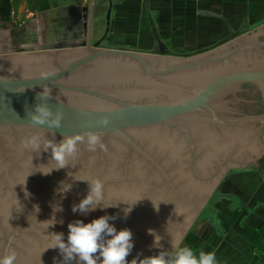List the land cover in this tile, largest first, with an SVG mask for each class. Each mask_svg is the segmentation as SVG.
<instances>
[{"label":"water","instance_id":"1","mask_svg":"<svg viewBox=\"0 0 264 264\" xmlns=\"http://www.w3.org/2000/svg\"><path fill=\"white\" fill-rule=\"evenodd\" d=\"M83 11L84 17L77 11L72 16L54 49L76 36L89 7ZM110 14L111 9L105 35ZM91 32L90 26L87 34ZM91 41L80 45L90 49L46 52L43 47L41 52L0 55V255L11 247L16 264L61 261L58 249L45 250L51 234L63 233L66 241L69 223H89L104 215L116 217L109 223L117 231L133 233L129 264L138 253L143 259L169 251L188 229L211 181L230 169L232 163L222 166L225 159L242 158L249 164L241 172L249 173L252 162L264 155V24L186 59L98 48ZM223 61L230 62L228 70ZM246 82L257 84L263 95L253 87L244 95L235 93ZM45 86L51 89L53 99L47 103L53 112H64L62 127L52 130L55 142L92 131L101 134L107 151H88L85 142L69 167L40 172L56 167L51 151L25 149L22 140L41 133L53 139L51 131L32 127L26 119V110L34 109ZM228 94L235 97L232 112L239 107L240 116L227 117L221 110L225 106L219 109ZM236 99H244V105ZM105 117L107 127L99 124ZM93 179L104 183L101 207L87 215L73 213L72 205L88 194L84 180ZM61 181L72 185L66 198L56 191ZM108 205L114 206L103 208ZM57 206L63 210L55 211ZM148 229L161 237V247H152Z\"/></svg>","mask_w":264,"mask_h":264},{"label":"crops","instance_id":"2","mask_svg":"<svg viewBox=\"0 0 264 264\" xmlns=\"http://www.w3.org/2000/svg\"><path fill=\"white\" fill-rule=\"evenodd\" d=\"M85 7L92 34L67 37L54 49L76 11L87 15ZM263 24L264 0H0V55L90 49L82 40L105 36L106 48L149 53L162 44L156 56L186 59ZM234 170L225 195L202 214L195 254L214 252L217 264H264V161L249 173Z\"/></svg>","mask_w":264,"mask_h":264},{"label":"clouds","instance_id":"3","mask_svg":"<svg viewBox=\"0 0 264 264\" xmlns=\"http://www.w3.org/2000/svg\"><path fill=\"white\" fill-rule=\"evenodd\" d=\"M21 93L25 89L19 90ZM53 99L51 89L47 86L42 88V91L37 93V100L33 110H26V119L30 125L44 131H51L53 139H48L45 135L36 134L25 137L22 140V146L31 151H51V159L56 162V167L42 174H50L52 170L64 169L70 166V162L75 160L79 151L78 146L86 142L87 150L91 152L99 150L107 151L106 145L102 141L100 133L89 131L87 133H77L74 135H64L60 142H55V131L60 129L64 119V112L59 108L53 112L48 105L47 100ZM110 121L108 118H103L99 124L107 127ZM37 126H47L37 127ZM26 181V179H25ZM25 181L22 185L25 184ZM89 184L88 194L80 200L78 204L72 205L73 213H81L87 215L101 207L104 200V183L100 179L84 180ZM72 185L65 181L60 182L58 193L66 194L71 191ZM25 198L31 194L25 189ZM140 200V199H138ZM137 200V201H138ZM16 203L20 206L19 200L16 198ZM136 203V202H135ZM133 203V204H135ZM127 204V203H126ZM132 204V205H133ZM128 205V204H127ZM131 205V206H132ZM114 206L108 205L103 208ZM124 209L125 218L131 212L132 207ZM155 210H159V205H154ZM35 211H39L38 206H35ZM59 206L55 211H62ZM116 219L115 216L104 215L98 219H93L89 223H84L82 220H75L68 224V235L65 241L63 233L51 234V241L46 249H58L62 260L57 262L54 258V264H71L75 261L76 264H129L127 257L131 253L133 243V233L130 229L124 228L119 231L114 225L110 224V220ZM56 221L54 220V223ZM52 223V224H54ZM63 223V221H60ZM148 234L154 237L152 247H161V237L155 233L153 229H148ZM110 237V238H109ZM44 250V251H45ZM140 254L133 258L130 264H217L214 252L200 251L197 256L194 251L187 246L178 247L174 251L168 252L162 250L158 255L147 256L140 259ZM17 253L11 248H7L3 255H0V264H16Z\"/></svg>","mask_w":264,"mask_h":264},{"label":"rangeland","instance_id":"4","mask_svg":"<svg viewBox=\"0 0 264 264\" xmlns=\"http://www.w3.org/2000/svg\"><path fill=\"white\" fill-rule=\"evenodd\" d=\"M101 18L104 21L103 16H101ZM106 23H107V15H106ZM263 161H264V155L262 156V161L259 163V165H262ZM234 169L235 167L226 170L223 174L218 175L215 179L211 181V185L206 191V193L208 192V195L203 201L199 202L198 210H196V212L193 214L188 229L181 235L179 241L168 252L174 251L178 247L187 246V247H190L195 253L196 239L198 236H200L201 231H202V228H201V223L203 222L201 220L202 214L204 212L205 214H208L207 210L209 206L210 205L214 206L215 204L214 202L217 201V198H218L216 197L217 195H215L214 197H211V195L218 194V193H224V191H226L227 186H228V178L231 175L230 178L232 179L234 177L232 175L237 172ZM195 234H198V235L196 236Z\"/></svg>","mask_w":264,"mask_h":264},{"label":"flooded vegetation","instance_id":"5","mask_svg":"<svg viewBox=\"0 0 264 264\" xmlns=\"http://www.w3.org/2000/svg\"><path fill=\"white\" fill-rule=\"evenodd\" d=\"M106 25H107V23H106ZM89 27H90V23H89V15H88V17H86L85 19H82V23H81V25L79 26V29H78V32H77V34H80V35H86V38H88V34H87V32L89 31ZM93 28H94V25H93V22H92V25H91V31H93ZM77 34H76V36H77ZM90 34H92V32L90 33ZM105 35V34H104ZM76 36H74V37H76ZM105 39V36H103V38H101L99 41H97L98 43H99V45H98V48H106V47H103L104 46V43H103V40ZM66 41V40H65ZM63 43H64V40L62 41ZM97 42H92V45L94 46L95 45V43H97ZM156 46H157V50H156V54L155 53H153V51L154 50H152V51H150L149 53H143L144 55H146V56H150V57H152V56H156L157 54H160V50H158V49H161L162 48V44H156ZM161 54H163V53H161ZM163 55H165V54H163ZM220 64H223V65H227L226 67H227V70H228V66H230L229 64H230V62L228 63L227 61H223V62H221ZM222 67H224V66H222ZM224 73V72H223ZM222 74V73H221ZM255 88L256 89V91H258V92H260L259 94L260 95H263L262 93V90L260 89V87L257 85V84H254V83H250V82H246V83H242V85L236 90V92L235 93H237V94H242V95H244V93L245 92H247V91H249V90H252L253 88ZM254 90V89H253ZM234 94V93H233ZM231 94H228L227 96H224L222 99H221V103L219 104V109H221V106H225V107H228L227 109H224V108H222L221 110L223 111V114L225 115V116H240L241 114L240 113H237L235 110L236 109H238V111H240V108L239 107H236V109L232 112V110H231V106L232 105H234V103H232V101L235 99V97L233 96V95H231ZM236 100H238L237 102H235V103H237L238 104V106H240V104L241 105H244V103L245 102H243L242 100H244V99H236ZM262 100V103H263V99H261ZM241 102V103H240ZM249 102H252V101H248V103H246V104H249ZM227 105V106H226ZM263 105H264V103H263ZM229 110H231L230 112H229ZM258 115V114H257ZM244 116V115H243ZM242 116V117H243ZM253 127H255V126H252L251 128H253ZM260 127V126H259ZM260 134V136H261V133L259 132L258 133V135ZM142 150V149H141ZM139 153H144L143 152V150H142V152H139ZM262 158L261 157H257L255 160V162H252V164L253 165H255V166H258L259 165V163H260V160H261ZM226 160V162L225 163H223L222 164V166H225L226 167V165H228L229 163H232V165H231V167L230 168H234L235 167V169H241V167L243 166V165H248L249 163H247V162H245V160H243L242 158L240 159V161H238V160H233V159H231V158H227V159H225ZM215 195H217L216 197H218V194H214V195H211V197H214ZM220 195L222 196V195H225V194H222V193H220Z\"/></svg>","mask_w":264,"mask_h":264}]
</instances>
